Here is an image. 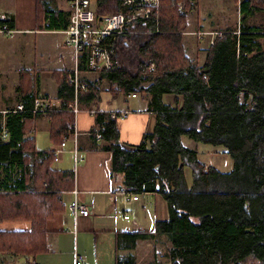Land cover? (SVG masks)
<instances>
[{"label": "trees", "instance_id": "obj_1", "mask_svg": "<svg viewBox=\"0 0 264 264\" xmlns=\"http://www.w3.org/2000/svg\"><path fill=\"white\" fill-rule=\"evenodd\" d=\"M95 1L97 16L121 9L119 0ZM52 3L38 0L37 23L64 29L69 12ZM191 6V0H161L145 20L149 32L122 35L117 44L121 66L105 71L118 91L140 92L156 112L153 128L131 147L121 141L117 119L98 117L111 154L114 188L119 193L157 192L169 211L152 230L116 232L118 264H135L130 250L138 241L158 236L170 242L173 264H264V28L242 24L239 34L225 31L201 63L187 54L183 42ZM260 8L259 0H240L244 18ZM81 69H87L85 64ZM26 72L20 76L24 109L0 111V131L5 127L9 132L6 139L0 135V222L29 224L0 229V251L36 255L49 248L47 220L65 210L63 193L72 189L74 172L53 169L54 150L35 145L30 128L33 98L40 94L26 93ZM67 73L55 97L69 100L74 88ZM87 84L80 94L82 109L93 108L100 90L94 82ZM166 93L175 94L172 104L164 100ZM50 118L51 139L61 143L73 114L57 110ZM183 135L223 146L233 167L223 171L204 162ZM188 166L191 184L186 181Z\"/></svg>", "mask_w": 264, "mask_h": 264}, {"label": "crops", "instance_id": "obj_2", "mask_svg": "<svg viewBox=\"0 0 264 264\" xmlns=\"http://www.w3.org/2000/svg\"><path fill=\"white\" fill-rule=\"evenodd\" d=\"M52 1L53 6L70 13L68 0V9L58 7L56 0ZM222 2V0H210L207 4L210 8L209 15L214 11H218L219 7L221 11H224V8L221 6ZM191 3H193L192 5L197 4V0H191ZM37 6L38 0H0V77L4 76L6 80H10L16 84V93L13 94L12 99L1 100V112L4 109L15 107L25 96V93L21 94V91L25 90H22L20 86V71L30 70V73L33 74L34 86L32 91L40 94L38 96L55 97L58 93V86L63 81L66 71L74 63L72 47L64 44V47H62L61 42H59L60 50L56 52L55 49V41L52 35L56 33L64 35L63 29H48L44 26L40 28L38 25L36 19ZM212 9L213 11H211ZM255 12H264V9H255ZM3 14L7 17H3ZM242 15L243 13H241ZM248 17H243V22L237 23L236 26H228L229 24H226L228 27L225 29H216L217 27L213 23V20H211L208 26L200 24L199 21H197L196 27H192L189 24V30L184 33V44L187 54L191 57H197L202 63L210 46L208 44L209 35H204L200 38L193 31H232L239 34L241 33L242 24L264 28V24L248 22ZM224 22L226 21L224 20ZM43 25H46V21H44ZM4 27L8 30L3 31ZM192 43H194L193 53L190 52L192 50L189 47ZM82 77L87 82H94L100 90H96L97 98L93 108L82 110L78 116V129L80 131L78 137V155L81 157V160L75 167L74 153L72 151L73 142L68 141L67 148L60 154L57 160L54 158V164L52 165L56 169L63 170L72 169L73 171L74 168L72 189L75 187L78 189L79 200L93 205L94 212L91 215L78 214L74 217L68 208L69 203L74 198V194L72 189L64 192L70 197L68 204L65 203V210L47 220L49 248L36 255L1 250L0 264H109V262L111 263L114 260L115 264H118L116 257V232L153 229L144 226L140 219L133 220L131 223L128 222L130 221V216L128 218L124 217L125 208H123V217L121 216L118 199L122 196V193L117 192L114 188V181L111 178L109 167L111 154L106 149L108 142L102 136L98 117L101 114L110 116L111 112L128 110L122 119H117V127L124 146L131 147L142 142L145 133L153 128L156 122V112L150 109L148 98L140 92L136 91L137 95L133 96L130 95L132 92L125 94L118 91L116 88L117 82L111 79L105 71L83 69ZM148 83L149 79L145 80L143 85H147ZM164 100L172 104L175 100V94L166 93ZM181 102L182 97L180 96V104ZM92 109H97V112H92ZM35 120L37 121L34 132L36 147L39 149H53L55 156V151L60 146V143H54L52 139H48L47 143L43 146L37 145V131L51 133L50 116L38 114L36 117L33 116L32 123ZM2 129L3 127L1 128L0 135ZM97 132L101 133L99 139L95 136ZM184 143L186 144L185 141ZM186 145L191 146L190 144ZM55 164L58 167H55ZM160 195L159 193L154 194L157 204L160 201ZM154 212L155 222L158 219L167 218L158 214L156 204ZM28 224L27 221L22 220L4 221L0 222V229H17L27 227ZM87 235H90L91 239L93 237L92 246L94 253L88 254L85 250L81 249V241ZM140 241H138V244ZM138 244L130 250L134 256L135 264L140 263ZM100 248L103 252L101 261ZM105 260L106 262H104Z\"/></svg>", "mask_w": 264, "mask_h": 264}, {"label": "built area", "instance_id": "obj_3", "mask_svg": "<svg viewBox=\"0 0 264 264\" xmlns=\"http://www.w3.org/2000/svg\"><path fill=\"white\" fill-rule=\"evenodd\" d=\"M121 9L112 14L97 16L95 0H68L69 2V23L66 29L63 30V44L70 46L73 49L74 63L68 70L67 81L74 88L73 96L69 100L51 96H35L33 98V116L44 114L50 116L53 111L67 110L74 115L72 127L67 135L62 139L60 146L55 152L57 160L61 152L67 145L69 138L74 140V159L75 167L78 165L81 157L78 155L77 149V117L82 112L80 104V94L88 89L87 82L82 77L81 62L83 59L89 70H104L108 71L114 67H120L118 42L123 40L122 35L132 33H147L145 29L146 19L153 15L154 9L160 6L161 0H119ZM3 17H7L3 14ZM8 29L4 27L3 31ZM198 37L209 35V45L213 44L216 36H222L224 32H216L213 30H197L193 31ZM154 63L150 65L153 67ZM130 95L136 96L137 92H132ZM25 103L18 102L15 107L4 109L2 112L22 111ZM97 109H92V112ZM128 110L120 112H111V116L115 119L123 118ZM5 128V127H4ZM30 130L35 132L36 120L32 124ZM95 136L99 139L100 134L97 132ZM7 134L2 138L6 139ZM74 198L68 205L70 212L76 217L78 214L91 215L94 212L93 205L81 202L78 199V189H72ZM125 192L123 195L124 201L130 199H138L137 195H130ZM128 218L127 213L124 214ZM121 264V263H120Z\"/></svg>", "mask_w": 264, "mask_h": 264}, {"label": "rangeland", "instance_id": "obj_4", "mask_svg": "<svg viewBox=\"0 0 264 264\" xmlns=\"http://www.w3.org/2000/svg\"><path fill=\"white\" fill-rule=\"evenodd\" d=\"M221 6L224 8V11H221L220 7L218 8V11H214L209 15L210 8L207 5L210 0H197V4L195 3L190 7L189 15H188V21L189 24L192 27H196L197 21L200 22V24L208 26L210 24L211 20H213V23L216 25V29H225L226 27L233 25L236 26L237 23L243 22L244 18L243 15L241 16L240 11V0H222ZM57 6L68 9L67 0H56ZM181 4H183L182 1H180ZM259 3L264 5L263 0H259ZM193 4V3H192ZM203 7V8H202ZM264 9V8H260ZM213 11V9L211 10ZM248 17V16H247ZM223 18V19H222ZM224 20L226 22H224ZM248 22H255L257 24H264V12H255L252 15H250L247 18ZM226 24H229L228 26ZM221 32V31H216ZM54 35V36H53ZM52 37L55 41V49L56 52L59 51V42H61L62 47L63 46V34L56 33L53 34ZM191 37V36H190ZM192 38V37H191ZM210 37L208 38V44H209ZM207 41V40H206ZM184 42V39H183ZM193 44H190V51L193 53ZM185 47V44H184ZM201 58L202 55L200 54ZM74 61V59H73ZM27 71V70H25ZM28 70L26 73L23 74V79L25 81V89L26 91L30 92L33 90V74L29 72ZM24 71H20L22 73ZM16 84L12 83L10 80H6L4 76L0 77V103L1 100H11L14 93H16L15 90ZM84 110V109H83ZM95 111L94 113H96ZM37 122V121H36ZM37 124V123H36ZM51 140L50 133L46 131H37V145L43 146L47 143V141ZM183 142L185 141L186 144H190L191 146H194L198 149V156L201 160L208 164H212L217 166L219 169L223 171H228L233 167V157L228 154L227 152H223L222 149H224L223 146H213L208 143H202L193 140L192 138L188 136L182 137ZM69 141V140H68ZM54 142V141H53ZM71 142V141H69ZM55 143V142H54ZM72 143V142H71ZM68 146L65 147V149ZM73 146V143H72ZM44 148V147H42ZM64 149V150H65ZM63 150V151H64ZM54 162V161H53ZM51 163V167L53 169H56L53 167ZM55 167H58L56 164ZM63 170V169H58ZM72 171V169H71ZM74 171V168H73ZM186 173V181L188 184L192 183V169L191 167H186L185 169ZM64 192V191H63ZM68 192V191H66ZM125 192H122V196L118 199V207L119 211L121 213V216L123 217L124 213H127L130 216V221L138 220L140 219L141 223L144 224V226H147V228H154L155 220V204L157 205V210L159 215H163L165 217H168V206L166 199L160 195V201L157 204V201L155 202V196L154 194H158L157 192H141L139 193V199L134 200L130 199L129 201L123 200V195ZM133 195L132 193L130 194ZM70 200V197L68 194L64 193L63 201L68 204ZM125 208V212L124 209ZM124 212V213H123ZM159 238L155 241L153 240H143L139 242V264H173L169 257V247L170 242L165 236H158ZM93 244V237L91 239L90 235H87L82 241H81V249L85 250L86 253H94V248L92 246ZM100 261L103 257L102 249L100 248ZM123 252V251H122ZM106 262V260L104 261ZM109 264H115V260L109 262Z\"/></svg>", "mask_w": 264, "mask_h": 264}, {"label": "bare ground", "instance_id": "obj_5", "mask_svg": "<svg viewBox=\"0 0 264 264\" xmlns=\"http://www.w3.org/2000/svg\"><path fill=\"white\" fill-rule=\"evenodd\" d=\"M68 23H69V21H68ZM67 26H68V25H67ZM66 28H67V27H66ZM66 28H64V29H66ZM64 29H63V30H64ZM82 63H83L82 65L85 64V66L87 67L85 59H83ZM82 65H81V66H82ZM87 69H88V67H87ZM69 112H70V111H69ZM78 116H79V115H78ZM74 118H75V117H74V115H73V121H74ZM78 122H79V121H78V117H77V125H78ZM71 127H72V126H71ZM78 128H79V127H78ZM77 131H78V132H77V135H76V136H77V149H78V137H79V132H80V131H79V129H78ZM4 134L9 135V132H8V129H7V128H4V127H3V129H2V133H1V136H3ZM71 138H72V137H71ZM71 138H69L68 140L73 142V147H74V140L71 139ZM68 140H67V142H68ZM72 151H73V148H72ZM55 152H56V151H55ZM62 152H63V151H62ZM62 152H61V153H62ZM132 194H133V195H137L138 198H139L138 193H134V192H133ZM78 199H79V198H78ZM81 202H82V201H81ZM69 211H70V210H69ZM71 214H72V213H71ZM72 215H73V214H72ZM121 264H126V263L122 262Z\"/></svg>", "mask_w": 264, "mask_h": 264}]
</instances>
